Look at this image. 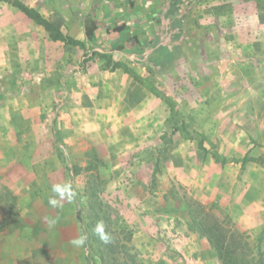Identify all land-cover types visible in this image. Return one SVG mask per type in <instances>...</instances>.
Masks as SVG:
<instances>
[{
  "label": "crops",
  "instance_id": "crops-1",
  "mask_svg": "<svg viewBox=\"0 0 264 264\" xmlns=\"http://www.w3.org/2000/svg\"><path fill=\"white\" fill-rule=\"evenodd\" d=\"M20 1L84 47L52 40L41 26L0 2V72L13 68L33 75L36 81L29 86L44 100L61 94L65 86L68 99L62 103V117L69 112L99 129L100 136L107 129L114 135L109 142L101 138L109 153L108 167L124 160L131 168L130 157L158 150L169 129L174 145L163 164L167 175L186 186L194 199L225 204L238 229H264V162L254 161V152L261 158L264 153V43L258 41L264 0H68L61 8ZM228 7L232 10L226 11ZM228 14L231 23L233 15L239 21L224 30L230 52L224 61H176L187 53L185 44L196 38L200 46L189 52L210 54L213 50L201 43L214 38V17L221 15L227 24ZM84 15L92 18L91 41L85 36ZM88 47L108 55L109 63L95 58L81 68ZM149 82L160 93L153 92ZM161 94L174 109L180 102L188 106L191 133L203 137L201 148L194 137H182L178 122H171L175 110ZM13 112H2L0 118L14 119ZM0 132L12 139L10 144L1 136L0 146L14 150L20 145L13 139L14 133L20 139V128ZM0 163L21 167L19 159ZM11 196L15 218L7 217V205L0 200V264H30L31 246L37 243L31 237L36 219L28 218L31 206L35 209V193L12 190Z\"/></svg>",
  "mask_w": 264,
  "mask_h": 264
},
{
  "label": "rangeland",
  "instance_id": "rangeland-1",
  "mask_svg": "<svg viewBox=\"0 0 264 264\" xmlns=\"http://www.w3.org/2000/svg\"><path fill=\"white\" fill-rule=\"evenodd\" d=\"M38 1L59 8L68 2V0ZM230 10L232 8L228 7L226 11ZM73 14L75 17L74 12ZM229 14L225 21L231 20ZM81 18L84 24L91 26V16L84 15ZM214 18L211 30L214 38L201 43L202 47L213 51L208 55L190 53L189 51L200 46L196 38L194 40L196 43L185 44L184 51L187 53L178 56L176 61L204 63L221 62L226 59V54L229 55L230 52L226 51L224 30L235 26L239 19L233 15L234 23L228 21L225 24L221 21V15ZM262 28L258 41L263 44L264 27ZM189 36L193 40L192 35ZM62 40L65 41L63 43L78 46L80 49L84 47L82 42L68 34L62 33ZM83 57L81 68L87 61L95 58L109 63L108 55L94 52L90 47L85 48ZM233 57L232 61H236L237 56ZM9 71L0 72V116L2 117V112L8 115L14 110L15 118H0V129L20 128L22 133L20 139L14 133V141L20 144L15 145L14 150L0 146V162L5 163L11 158L19 159L21 167L17 170L16 167L9 168L0 163V200L7 205V217L15 218L17 211L13 208L14 198L11 191L35 193V209L31 206L28 214L31 220L36 219L31 237L37 239L36 245L31 246L30 264H98L92 260L96 246L91 241L89 233H84L88 236L87 250L73 247L70 243L81 234L74 219V201L71 203L62 201L63 206L57 208L48 205V198L53 195L50 191L51 186L63 182H70L77 193L75 202L81 209L83 225L89 227L102 220L107 227L109 225L110 230L130 231L132 234L130 245L142 264H221L209 242L190 230L193 228L191 218L197 210V206L191 200L202 204L205 207L204 211L222 221L224 227H234L248 236L245 241L254 248V254L257 244L264 250L263 228L255 231L238 229L233 218L227 213L225 204L194 199L189 195L186 186L167 175V169H164L163 164L174 145L169 129L163 136V143L158 150L138 151L130 157L128 162L131 168L123 164L124 160L121 165L108 167L106 162L109 153L101 138L109 142L114 139V135H110L107 129L104 130V135L100 136L97 134L99 129L93 130L88 122L74 119L69 112H63L67 118L62 117L61 106L68 99V89L65 86L61 88V94H56L53 99L44 100L36 88L29 86L36 81L33 75L13 68ZM183 74L184 70L181 71L180 81L184 79ZM148 86L153 92L160 93L155 83L149 82ZM161 96L168 100V106L175 110V117L171 122H174V125L178 122L184 132L182 137H194L201 148L203 137L191 133L192 124L187 116L188 106L180 102L178 108L174 109L169 97L163 94ZM11 115L9 114V117ZM1 136L5 138L6 134L0 132ZM6 139L8 143H12V139L10 141L7 137ZM211 153L217 154V151ZM254 154L257 155H254V161L256 159L264 162V153L262 158L258 156L260 154L258 151ZM119 157L123 158L122 155ZM116 236L118 242H125L122 235Z\"/></svg>",
  "mask_w": 264,
  "mask_h": 264
},
{
  "label": "trees",
  "instance_id": "trees-1",
  "mask_svg": "<svg viewBox=\"0 0 264 264\" xmlns=\"http://www.w3.org/2000/svg\"><path fill=\"white\" fill-rule=\"evenodd\" d=\"M0 2L10 5L35 24L41 26L54 41L62 40V33L50 21L44 18L38 11L26 6L20 0H0ZM93 25L85 26L84 32L87 40H92ZM121 29V28H120ZM114 31L115 28L113 29ZM135 42V41H134ZM197 206L195 214H193L192 232L198 233L205 238L214 249L215 255L221 264H264V250L257 244L256 254H254L250 244L245 241L248 236L239 232L234 227H224L222 221L214 215L204 211L205 207L195 200H191ZM81 209L74 200V219L78 225L81 234L85 232L91 235V241L96 246L92 260L98 264H142L138 261L137 255L130 245L131 232L125 229L120 231L110 230L109 225H105V231L110 234L111 242L103 243L95 235L93 229L94 224L85 227L82 222ZM117 234L125 239V242H118ZM246 257V258H242Z\"/></svg>",
  "mask_w": 264,
  "mask_h": 264
},
{
  "label": "clouds",
  "instance_id": "clouds-1",
  "mask_svg": "<svg viewBox=\"0 0 264 264\" xmlns=\"http://www.w3.org/2000/svg\"><path fill=\"white\" fill-rule=\"evenodd\" d=\"M53 195L48 198V205L51 208L62 207V201H67L71 203L76 198V191L73 189V186L70 182L56 183L51 186L50 189ZM95 235L99 240L105 244L111 242V236L105 231L104 222L98 221L93 229ZM88 242V236L86 234H78L74 239L70 241L73 247L86 249Z\"/></svg>",
  "mask_w": 264,
  "mask_h": 264
}]
</instances>
